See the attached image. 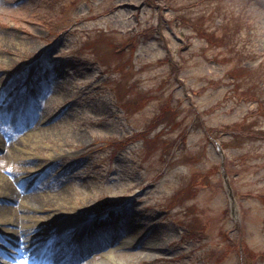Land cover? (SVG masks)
I'll return each instance as SVG.
<instances>
[{
	"label": "rangeland",
	"instance_id": "374dc122",
	"mask_svg": "<svg viewBox=\"0 0 264 264\" xmlns=\"http://www.w3.org/2000/svg\"><path fill=\"white\" fill-rule=\"evenodd\" d=\"M2 109L0 179L44 203L1 233L82 215L122 236L84 264H264V0H0Z\"/></svg>",
	"mask_w": 264,
	"mask_h": 264
},
{
	"label": "bare ground",
	"instance_id": "6f19581e",
	"mask_svg": "<svg viewBox=\"0 0 264 264\" xmlns=\"http://www.w3.org/2000/svg\"><path fill=\"white\" fill-rule=\"evenodd\" d=\"M29 103V98L27 97L25 100V105H24V109L22 112H18L20 115L19 117L22 118V120L28 119L31 117V115H37V113L33 112V108L28 106ZM14 116V118L18 121H20V118L17 117V115H12ZM15 142L11 141L8 142L6 140H4L3 138L0 139V150L3 151V144H5V146L11 148L16 146V144H14ZM2 179V178H1ZM0 179V203L1 201L4 203H12V208L9 207V205L5 206V204H0V220L4 221L5 218L8 220V223L11 224L12 223V218H13V213H14V218H16L15 212L18 214L20 218L19 213L21 211H26V210H30V206H36V207H40L43 205V200L40 197V191L38 188H36L34 191L33 190H27L24 189L23 192H18L17 190H15L9 181H3ZM27 187V186H26ZM25 193H30V194H25ZM26 195V196H25ZM52 199H55V201H61L62 199H67L68 195L65 192V190L63 191H58L56 194H54L52 197ZM5 199V200H3ZM19 201L17 207H14V205L16 204V202ZM64 201V200H62ZM42 202V204H41ZM30 205V206H28ZM35 208V207H31ZM40 211V210H38ZM69 216L71 218H76V226H77V237L81 234L83 228L85 226H89L88 222L86 219H88V217L86 218H80L79 216L82 215H73V214H69ZM118 217H122V213H119ZM53 220V222L55 221V219H57L55 222L57 223V225L50 227L48 230H43L42 233L45 234L44 236H42L40 233L38 234L37 238H31L30 240H28V244L29 246L26 248H23L20 244L16 245V244H12V242H7L8 245H11V248H15L16 253L15 254H11V256L9 255H4L0 253V256H3L4 258H8L10 260H14L16 258L22 257L24 259H26V264H31L37 257V255H33V257H31L32 253H34L35 251H46L49 253V256L47 258L48 262H51L53 264H67V260L68 257H66V253L67 251L65 250L67 246H72L74 244H77V237L74 240L69 239L68 237L62 235L60 237H57L53 242H50L52 239V236L55 233V230L57 229L59 222L62 220H65L66 218H61V216H56L55 218H50V216L47 217H37L34 220H31V222H34L35 225L41 226L42 222H47L48 220ZM91 219V218H90ZM21 220V218H20ZM89 220V219H88ZM14 222V221H13ZM32 223V226H35ZM29 228H31V226L28 227H24L23 228V233L26 234L29 230ZM134 229H137L138 226H133ZM46 229V228H45ZM133 229V231H135ZM1 235H3L1 233ZM114 236V235H113ZM29 235L26 237L28 238ZM122 238V236H120L119 238L115 239V245L120 246L121 244L119 243L120 239ZM36 240H39L38 243H32ZM42 241V242H40ZM115 245H113V247H115ZM34 247V251L31 253H28L26 250L29 247ZM9 248V246H7ZM71 251V250H69ZM2 253H4L5 251L2 250L0 251ZM91 254V253H90ZM129 254L125 255L126 257H128ZM134 256V255H132ZM137 256V255H136ZM117 258V257H116ZM120 259V258H118ZM62 262H61V261ZM24 263V262H23ZM127 260L125 259H120L119 261L117 259H115L113 256H111L110 254L107 255V258L101 263V264H126ZM1 264V263H0ZM68 264H71V262L69 261Z\"/></svg>",
	"mask_w": 264,
	"mask_h": 264
},
{
	"label": "trees",
	"instance_id": "16d2710c",
	"mask_svg": "<svg viewBox=\"0 0 264 264\" xmlns=\"http://www.w3.org/2000/svg\"><path fill=\"white\" fill-rule=\"evenodd\" d=\"M223 34H225L224 35V37H223V39H224V41H225V43L226 44H231V42H232V39H231V37L229 38V34H226V33H223ZM237 52H235V54H236ZM136 106H134V108H135ZM141 136H142V138H145V134H143V133H141L140 134ZM146 140V139H145ZM223 146H224V144H221V147L223 148ZM178 202H181V201H183V198L182 197H179L178 198V200H177Z\"/></svg>",
	"mask_w": 264,
	"mask_h": 264
}]
</instances>
